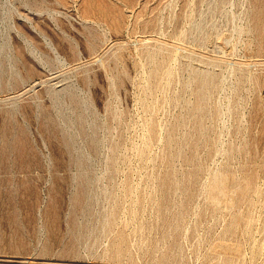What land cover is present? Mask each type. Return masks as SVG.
I'll list each match as a JSON object with an SVG mask.
<instances>
[{"label":"rangeland","instance_id":"rangeland-1","mask_svg":"<svg viewBox=\"0 0 264 264\" xmlns=\"http://www.w3.org/2000/svg\"><path fill=\"white\" fill-rule=\"evenodd\" d=\"M0 264H264V0H0Z\"/></svg>","mask_w":264,"mask_h":264}]
</instances>
